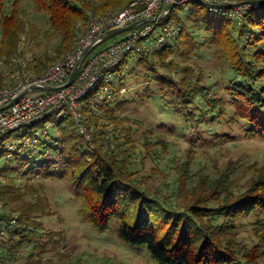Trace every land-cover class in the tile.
<instances>
[{"label": "trees", "instance_id": "trees-1", "mask_svg": "<svg viewBox=\"0 0 264 264\" xmlns=\"http://www.w3.org/2000/svg\"><path fill=\"white\" fill-rule=\"evenodd\" d=\"M23 1L0 0V89L14 80L13 63L23 56L22 36L30 35L37 45L43 41L54 44L53 53H35L28 63L35 75L40 74L75 47L91 19L136 2L26 0L47 18L46 27H40L29 19ZM255 3L241 20L232 16V5L219 11L203 0L175 5L162 23L175 19L181 25L176 39L151 56L125 58L115 71L119 86L114 81L108 85L113 90L111 97L107 94L95 101L102 94L101 81L82 99L91 140L80 132L72 116L50 115L30 126L41 134L2 148L0 157L8 156L2 169L12 171L7 173V182L0 180V217L17 220L7 240L2 239V264H12L25 248L34 258L61 234L45 230L40 216L53 212L41 204L40 196L18 204L25 195L15 180L18 174L26 177L30 187L31 177L64 179L80 196L79 213L85 221L101 233L117 221L119 240L145 248L158 264H264V163H254L243 184L231 170L218 176L202 173L191 186L194 164L187 159L174 167L173 180L165 185L167 193L163 188L152 191L147 176L140 173L139 161H153V171L160 172L159 162L170 154L169 142L146 130L144 154L132 128L125 125L127 118L118 115L109 99L125 87L124 67L133 59L142 65L147 84H154L169 109L181 116L192 143L207 137L235 139L236 132L248 138L264 137V0ZM205 50L216 56L222 76L199 63L197 55ZM51 121L53 129L48 126ZM228 128L231 132H226ZM14 160L17 165L13 167ZM10 203L15 207L6 210ZM248 218L253 219L249 220L253 237L245 241L239 233Z\"/></svg>", "mask_w": 264, "mask_h": 264}, {"label": "rangeland", "instance_id": "rangeland-1", "mask_svg": "<svg viewBox=\"0 0 264 264\" xmlns=\"http://www.w3.org/2000/svg\"><path fill=\"white\" fill-rule=\"evenodd\" d=\"M24 7L29 12V19L39 25L46 27L47 18L44 14L35 12L33 5L26 0L23 1ZM121 35V34H120ZM2 28L0 27V38ZM30 35L22 36L23 56L31 53H53L52 42L43 41L42 45L33 42ZM1 41V39H0ZM105 46V44H104ZM99 47H103V44ZM98 47V48H99ZM199 63L208 72L215 76H222L218 71L216 56L207 50L197 55ZM142 65L133 59H130L128 65L124 67V88L119 95L111 99V105L116 109L118 115L127 118L126 126L133 130V136L138 141L139 149L145 154L143 149V140L146 130H153L155 135L165 136L169 142L170 154L161 160L160 172L153 171L152 166L156 165L153 161H139V169L142 175L148 178V187L152 191L163 188L165 193L169 190L166 188V182L171 183L173 180L174 167L181 162L190 159L192 161V171L194 178L189 181L193 186L199 181V175L209 173L220 175L225 171H236V177L241 178L240 184L246 182L251 176V166L254 163H264V137L248 138L241 132L234 133L235 139L221 140L202 139L192 143L191 134L184 129L181 116L173 112L167 106V102L161 92L154 84H147L143 77ZM11 79L9 80V84ZM120 79L117 74L114 79V85L119 86ZM113 94V93H112ZM111 94V96H112ZM109 95V97H111ZM103 100V98H101ZM122 103V107L118 104ZM50 127V126H49ZM49 129H53L50 127ZM37 127L24 126L12 131L4 138L0 139V151L2 148L16 143H24L26 139L30 141L35 135H39ZM226 132H231L228 128ZM155 135L152 140H155ZM10 155V154H9ZM7 155L0 157V180L7 182V173L2 166L7 165ZM13 167L17 161L11 163ZM15 175V172H11ZM26 177L18 174L15 178L17 183L22 187L24 198L18 204L31 202L36 196L41 197V204H47L50 212L53 214H44L40 216L43 220L45 230L61 233L54 241L47 242L46 251L34 255L31 259L30 250L25 248L18 254V258L11 261L12 264H158L145 248H135L128 243L119 240L117 233L119 223L113 222L107 233L97 231L93 226L80 216V196L74 190L73 186L64 179L54 178H36L31 177L30 183L33 187L26 185ZM14 203L7 205L6 210H13ZM48 210V209H47ZM252 218L243 220L247 225L241 229V237L249 241L253 237L251 221ZM9 235L6 236V240ZM4 239V241H5ZM2 251V250H1Z\"/></svg>", "mask_w": 264, "mask_h": 264}, {"label": "built area", "instance_id": "built-area-1", "mask_svg": "<svg viewBox=\"0 0 264 264\" xmlns=\"http://www.w3.org/2000/svg\"><path fill=\"white\" fill-rule=\"evenodd\" d=\"M193 0H136L129 7L120 11L102 15L89 21L83 35L63 58L54 61L42 73H33L29 69L32 62L31 53L18 57L13 63V82L0 89V107L10 104L6 109L0 110V139L6 134L31 126L39 121L56 116L66 115L72 118L79 126L80 132L91 140V132L84 123V100L88 92L104 82L101 96L95 99L100 102L105 95L113 93L109 84L116 78V69L125 58H140L151 56L165 43L176 39L182 30L181 25L175 20L152 21L138 25L103 47H96L82 62L74 79L68 83L70 74L82 59L87 47L99 42L103 33L113 28L124 27L136 21L156 17L166 9L167 5L175 2V5ZM211 9L219 11L225 5H232V16L237 20L250 8L256 7L251 0L236 2L234 0H203ZM52 85L59 86L55 90L34 89L33 86ZM53 122H49L51 127ZM29 139V138H28ZM26 139V141H28ZM2 204L0 212L2 213ZM0 217V264H2V239L13 230L17 220L10 222ZM11 224V225H10Z\"/></svg>", "mask_w": 264, "mask_h": 264}, {"label": "water", "instance_id": "water-1", "mask_svg": "<svg viewBox=\"0 0 264 264\" xmlns=\"http://www.w3.org/2000/svg\"><path fill=\"white\" fill-rule=\"evenodd\" d=\"M252 2H255V0H251ZM175 2L167 5L166 9L162 12V15L160 14L159 16L156 17H150V18H146V19H142L139 21H136L132 24H129L127 26L124 27H118V28H113L111 30L106 31L105 33L102 34V36L99 39V42L97 41L96 43L92 44L91 46L87 47V49L85 50L83 57L81 60H79V63L77 64V66L74 68L72 74H70V78L68 83H70L73 79L74 76H76V73L79 70L80 65L82 64L83 60L94 50L96 49V47H99L100 45H102L103 43L107 42L108 40L112 39L113 37L120 35L121 33H124L128 30H131L133 28H137L138 25H141L143 23H147V22H152V21H163L165 20V18H167L169 16V14L171 13V11L174 9L175 7ZM59 87H62L61 85L59 86H52V85H42V86H33L34 89H43V90H55L58 89ZM10 104L5 105L0 107V110L6 109L7 107H9Z\"/></svg>", "mask_w": 264, "mask_h": 264}]
</instances>
